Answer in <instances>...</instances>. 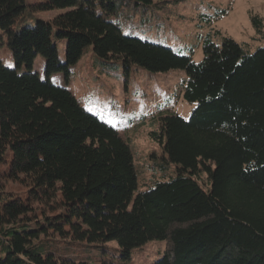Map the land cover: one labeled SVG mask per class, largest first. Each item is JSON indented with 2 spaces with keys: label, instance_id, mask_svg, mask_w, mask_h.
Wrapping results in <instances>:
<instances>
[{
  "label": "trees",
  "instance_id": "obj_1",
  "mask_svg": "<svg viewBox=\"0 0 264 264\" xmlns=\"http://www.w3.org/2000/svg\"><path fill=\"white\" fill-rule=\"evenodd\" d=\"M167 3L0 0V31L15 65L0 60V264H127L150 241L165 242L152 264H264V46L250 53L229 38L216 45L207 37L195 63L122 32L138 10ZM52 10L63 12L19 26L27 12ZM251 23L261 32L259 19ZM88 48L108 70L186 75L189 118L162 115L150 134L176 166L174 176L136 195L128 142L49 79L67 75ZM37 56L44 79L31 71ZM6 183L23 194L6 193ZM110 241L118 249L106 250ZM85 244L100 255L66 256L65 248Z\"/></svg>",
  "mask_w": 264,
  "mask_h": 264
},
{
  "label": "rangeland",
  "instance_id": "obj_2",
  "mask_svg": "<svg viewBox=\"0 0 264 264\" xmlns=\"http://www.w3.org/2000/svg\"><path fill=\"white\" fill-rule=\"evenodd\" d=\"M38 1L26 0V3ZM167 1L165 9L161 11L149 10L144 13L138 10L130 21L121 26L122 32L167 46L181 55H191L195 63L203 58L202 44L207 37L216 45H220L222 37L229 38L250 53L264 46V0ZM220 10H225L226 14L219 19L213 18ZM61 12H27L19 26H32L38 20L49 21ZM252 17L261 21V32H256L252 26ZM56 43L58 56L63 61L65 41ZM0 60L6 67H15L3 31H0ZM95 60L91 48H88L70 67L67 75L53 73L49 79L57 86L66 87L86 111L113 127L128 142L137 173L136 195L147 190L153 181L174 176L176 166L167 163L162 148L152 140L150 134L156 130V122L162 115L171 113L185 120L189 118L194 104L182 98L186 75L178 69L150 73L139 67H132L125 73L121 68L108 70V65L96 64ZM24 70V66L19 69ZM43 70L44 60L37 56L31 71L44 79ZM200 177L196 180L205 190L208 182L205 175L201 174ZM5 192L22 195L23 189L16 184L6 183ZM60 245L64 246L63 243ZM105 247L106 250L118 249L114 241L106 243ZM67 249L64 250L66 256L74 259L91 260L101 253V248H91L86 244ZM164 249V241L147 242L131 251L127 264H152L162 256Z\"/></svg>",
  "mask_w": 264,
  "mask_h": 264
}]
</instances>
